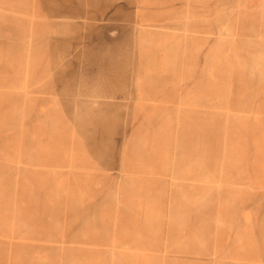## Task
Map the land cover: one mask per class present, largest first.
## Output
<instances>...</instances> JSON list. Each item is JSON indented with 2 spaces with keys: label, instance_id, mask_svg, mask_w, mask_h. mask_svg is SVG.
<instances>
[{
  "label": "rangeland",
  "instance_id": "374dc122",
  "mask_svg": "<svg viewBox=\"0 0 264 264\" xmlns=\"http://www.w3.org/2000/svg\"><path fill=\"white\" fill-rule=\"evenodd\" d=\"M99 1L0 0V264H264V0H221L214 124L136 110Z\"/></svg>",
  "mask_w": 264,
  "mask_h": 264
},
{
  "label": "crops",
  "instance_id": "0c3cea01",
  "mask_svg": "<svg viewBox=\"0 0 264 264\" xmlns=\"http://www.w3.org/2000/svg\"><path fill=\"white\" fill-rule=\"evenodd\" d=\"M97 4L103 9L91 12L90 21L110 25L101 29L132 32L136 110L164 112L186 104L195 118L207 107L214 124L220 94L221 0Z\"/></svg>",
  "mask_w": 264,
  "mask_h": 264
}]
</instances>
